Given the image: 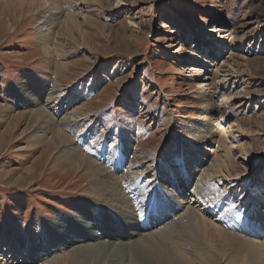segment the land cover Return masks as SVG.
<instances>
[{
  "label": "rangeland",
  "instance_id": "374dc122",
  "mask_svg": "<svg viewBox=\"0 0 264 264\" xmlns=\"http://www.w3.org/2000/svg\"><path fill=\"white\" fill-rule=\"evenodd\" d=\"M74 2L69 12L76 22L70 35L64 25L65 8L52 16L53 0L33 11L19 1L0 0V106L12 107L16 113L27 111L32 103L19 85L31 88L41 82L36 93L46 88L42 96L51 115L61 119L63 113L82 109L84 115L72 122L59 120L71 145L99 164L103 161L90 155L92 145L105 142L107 154L115 152L116 146L127 148L144 166L142 185L169 178L183 184L185 178L171 172L183 166L195 170L193 180L205 176L213 154L206 158L198 149L222 150L221 130L235 167L228 175L213 176L215 189L224 194L221 197L229 208H240V215L249 213L255 221L252 208L264 213L260 211L264 209V0ZM41 32L60 42L61 61L69 64L68 72L55 69L59 61L55 57L51 71L46 69ZM192 66L202 72L191 71ZM43 73L51 79L45 80ZM52 90L63 100L47 103L56 98L50 95ZM208 96H212V109L203 106ZM69 99L77 101L69 104ZM52 109L60 112L54 114ZM207 113L211 120L205 121ZM15 122L3 120L0 111V228L12 230L15 239H27L37 230L60 236L63 228L83 226L89 214L98 221L107 205L93 194L90 183L42 158L48 146L29 137L25 122ZM207 123L215 130L202 135L201 142L194 130ZM75 128L82 132L74 134ZM130 166L126 163L123 172ZM186 186L180 201L190 202L219 225L211 210L214 203L193 194L191 184ZM125 188L128 191L122 194L134 210L145 207L153 212L154 190L137 195ZM57 219L60 222L52 226ZM115 219L113 225L109 220L104 223L117 232L123 227ZM69 249L65 247L62 254ZM10 252L9 248L0 251V264H24V257L14 260ZM53 257L49 253L44 259Z\"/></svg>",
  "mask_w": 264,
  "mask_h": 264
},
{
  "label": "bare ground",
  "instance_id": "6f19581e",
  "mask_svg": "<svg viewBox=\"0 0 264 264\" xmlns=\"http://www.w3.org/2000/svg\"><path fill=\"white\" fill-rule=\"evenodd\" d=\"M1 1L5 3L19 1L21 7L27 6L30 11L35 10L39 4L44 7L49 2V0ZM89 1L100 2L102 0ZM73 2L74 0H53L52 8H50V10L55 11L52 16H59L63 13L59 10L62 7L65 8L64 25L70 35L73 33V26L76 22L75 15L69 12V7H73L75 4ZM218 31L222 30L218 29ZM50 34L41 32L38 37L43 55L47 61L46 69H52L49 66L53 62L55 63L53 58L55 57L56 59L59 58V61L56 60L55 69L59 73L68 72L69 64L61 61L64 59L61 58L64 57L61 52V44L57 38L55 39ZM192 55L201 58L194 53ZM191 71L202 72L195 66L191 67ZM58 72L56 73L58 74ZM46 73H43L47 77L45 80L51 79L50 75ZM56 77L59 76L56 75ZM19 86L27 100L32 103V107L28 106L27 111L16 113L12 107L3 108L0 106L3 120L14 119L16 125L19 122H25L27 130L30 131L29 137L35 138L43 146H48V149L45 148L46 150L41 153L42 158L51 160L52 163H56V166L66 167L70 171L69 173L72 172L81 176L84 182L90 183L93 194L99 196L100 200L107 205V208L104 209L105 214L101 215L98 221L96 217L92 218L93 214H89L83 226L74 230L63 228L62 234L59 233L60 236H55L50 231L46 235L37 230L31 238H17V240L12 230L8 232L5 228H0L1 253L6 252V248H9L12 259L17 260V258L24 257V264H264V213L262 215L257 214L256 206L253 205L255 207L252 208L250 216L254 217L255 221L248 218L249 213L248 216L240 215V208L237 210L229 208V205L221 197L223 193H220L221 196L218 194L219 192L217 193L215 183L212 180L213 176L219 174L228 175L227 173H231V168L235 167L231 152L225 142V135L221 130L218 131V143H221L222 150H210L208 152L197 148L198 152L204 154L206 158L210 157V153L213 154L210 170H206L205 176L193 180V176H197L195 170L184 169L185 166H183L184 168L181 167L180 170H171L172 173L185 178L186 182L183 184L179 181L175 183L168 177L167 181L159 179L155 182L154 179V181L151 180L148 184L142 185L144 181L142 180L144 175L142 169L144 166H139L136 162L139 159L134 160L132 158L133 154L130 151L129 154L127 153V148L123 149L121 147L122 150H119L116 146L115 152L107 154L105 142L92 145L95 152L93 150L89 151L90 155L103 161L99 164L91 159L92 157H88L83 151L75 148L74 144L71 145V137L67 134L68 132L65 133L61 130L62 122L59 120L72 122L79 116L84 115L82 109L71 113H63L62 118L58 119L59 116L55 117L50 114L44 96H42V92L46 88L42 92L36 93L35 87H38V91H41L40 87L43 86L41 82L38 85L32 83L31 88L22 84ZM49 93L56 96L54 90ZM211 97L205 98L203 102L205 108L211 106L210 109H212ZM47 100V103L50 101L59 102L63 100V97L58 98L56 96L55 99ZM72 100L77 101V99H69V104H72ZM54 111V114L60 112ZM198 118H205V121L211 120L209 113L203 118ZM214 130L215 127L210 123L208 125L200 124L194 132L198 140L202 142V135H208ZM80 132L82 131L75 128L74 134ZM206 142H213V139ZM215 143L217 144V142ZM104 154L108 156L106 160H104ZM126 163H131L132 166H130L128 172H123ZM56 166L54 170H56ZM113 166H118V168L107 170ZM121 174L123 178L120 177ZM186 184H191L190 187H194L193 194L196 193L204 201L210 200L214 203L211 210L219 217V225L197 211L196 208L191 206L190 202L186 205L181 202L182 200L178 196L187 190ZM126 186L137 195H145L148 190H154L157 202L153 203V206H155L153 212L147 211L145 207V209L138 208V210H134V207L130 205L131 203L129 204L122 194L128 191L125 188ZM191 191L188 190V192ZM137 211H140V213ZM260 211H264V209ZM114 218L123 227L120 228V231L114 232L110 230L112 226L105 224L106 222L104 223V221L109 220L113 225ZM140 220L141 223H139ZM52 222V226H54L56 222L60 221L57 219ZM139 225L142 228L141 231L138 230ZM53 242L55 245L52 244ZM65 247L71 248V250L69 249L68 252L62 254ZM49 253L54 257L46 262L44 258ZM8 262L5 263L9 264Z\"/></svg>",
  "mask_w": 264,
  "mask_h": 264
}]
</instances>
